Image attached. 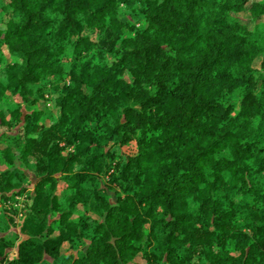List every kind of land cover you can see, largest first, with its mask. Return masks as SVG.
<instances>
[{
  "label": "trees",
  "instance_id": "16d2710c",
  "mask_svg": "<svg viewBox=\"0 0 264 264\" xmlns=\"http://www.w3.org/2000/svg\"><path fill=\"white\" fill-rule=\"evenodd\" d=\"M250 1L0 0V264H264Z\"/></svg>",
  "mask_w": 264,
  "mask_h": 264
},
{
  "label": "rangeland",
  "instance_id": "374dc122",
  "mask_svg": "<svg viewBox=\"0 0 264 264\" xmlns=\"http://www.w3.org/2000/svg\"><path fill=\"white\" fill-rule=\"evenodd\" d=\"M259 1H262V0H251L249 6H250L252 3H254V2H259ZM240 16L243 17V18L251 19V14H250L249 12H247V13H243V14H241ZM254 25H255V23H252L251 26H254ZM50 104H51V103H50V102L48 101V99L46 98V100H43V101H41V102L38 104V108H39V109H51V105H50ZM25 201H26L25 197H20V198H19V204L17 205V207H18L19 209H22V208H23V204H24ZM137 262H141V259H140V258H136L135 263H137Z\"/></svg>",
  "mask_w": 264,
  "mask_h": 264
}]
</instances>
